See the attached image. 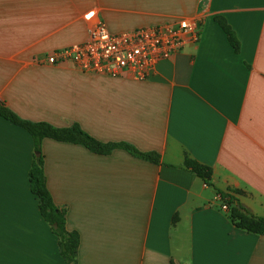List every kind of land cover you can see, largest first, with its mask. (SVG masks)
<instances>
[{
	"label": "crops",
	"instance_id": "crops-1",
	"mask_svg": "<svg viewBox=\"0 0 264 264\" xmlns=\"http://www.w3.org/2000/svg\"><path fill=\"white\" fill-rule=\"evenodd\" d=\"M182 20L200 26L198 42L145 81L37 62L98 23L119 34ZM0 102L23 120L160 157L42 141L78 264H264V236L236 229L216 194L264 216V0H0ZM32 152L29 134L0 118V264H65L30 193ZM186 157L211 169V186Z\"/></svg>",
	"mask_w": 264,
	"mask_h": 264
},
{
	"label": "trees",
	"instance_id": "trees-1",
	"mask_svg": "<svg viewBox=\"0 0 264 264\" xmlns=\"http://www.w3.org/2000/svg\"><path fill=\"white\" fill-rule=\"evenodd\" d=\"M216 23L227 37L228 43L235 54L240 52V44L233 30L221 18H215ZM0 118L26 131L33 142L32 161L28 174L30 193L38 200V209L45 223L50 227L57 239L59 255L65 264H78L79 235L66 228V210L58 208L50 195L44 174V156L41 145L44 140L58 143L78 145L98 156L110 155L115 150H121L139 160L158 165L160 157L156 153H142L124 143H101L83 132L77 125L69 128H55L44 122H30L19 118L4 103L0 102ZM183 167L194 174L207 186H211L212 171L189 158H185ZM219 199L229 208L230 220L236 229L249 234L264 236V216L256 217L228 194L216 190Z\"/></svg>",
	"mask_w": 264,
	"mask_h": 264
},
{
	"label": "built area",
	"instance_id": "built-area-1",
	"mask_svg": "<svg viewBox=\"0 0 264 264\" xmlns=\"http://www.w3.org/2000/svg\"><path fill=\"white\" fill-rule=\"evenodd\" d=\"M200 32V26L183 20L119 34L109 33L98 23L84 43L54 51L37 62L71 64L84 74L112 79L130 74L135 80L145 81L160 62L179 54L187 43L196 44ZM221 210L227 212L228 208L222 205Z\"/></svg>",
	"mask_w": 264,
	"mask_h": 264
}]
</instances>
